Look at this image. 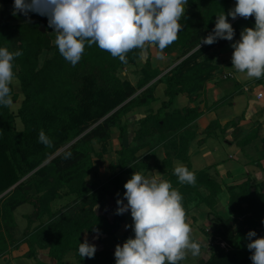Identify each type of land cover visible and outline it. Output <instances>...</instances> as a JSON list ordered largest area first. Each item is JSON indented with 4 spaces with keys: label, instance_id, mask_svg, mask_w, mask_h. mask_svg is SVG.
Segmentation results:
<instances>
[{
    "label": "trees",
    "instance_id": "1",
    "mask_svg": "<svg viewBox=\"0 0 264 264\" xmlns=\"http://www.w3.org/2000/svg\"><path fill=\"white\" fill-rule=\"evenodd\" d=\"M1 2L0 47L15 51L13 34L23 14L13 15L14 10L9 8L13 0ZM234 2L187 0V5L195 12L180 21L183 29L178 33L177 40L164 49L176 51V61H182L164 73L153 67L148 49L149 56L137 85L122 81L117 71L136 63L143 56L138 50L129 52L128 63L124 64L96 45L86 46L81 60L72 66L55 47L52 57L40 65L43 52L52 48L51 40L40 29L25 36L22 47L18 49L23 55L14 61L15 76L24 98L17 113L11 106H0V195L31 175L0 199V218L11 228L13 213L18 207L27 203L38 207L35 214L43 222L33 230L29 227L25 230L31 238L29 256L36 253L38 244L50 248L55 264H64V258L71 252L83 264H116L113 250L98 251L93 258L82 259L78 253L79 243L84 242L83 235L86 233L111 235L123 225L128 212L116 214V201L123 199L125 192L123 174L141 171L145 175L151 169H157L167 173V180L183 195L186 221L192 203L195 207L204 205L209 209L207 219H211L212 215L215 218L211 232L202 227L210 241L206 246L198 242L201 251L209 249V257L197 264L251 263L247 233L255 231L260 237L257 229L264 227V185L253 186L250 181H245L227 186L231 215L219 213L215 206L223 190L222 183L205 170L193 171L188 156L190 143L196 136L192 124L202 113L196 108L168 111L179 94L186 93L191 99H197L213 76L216 65L203 58L206 52L214 46L226 48L240 37L245 27L255 26L254 17H241L232 23L235 30L232 41L219 39L212 45L202 44L198 50L200 39L212 32L216 15L222 11L227 15L235 7ZM232 20L229 16L228 22ZM161 74L157 81L150 84ZM160 83L166 85L165 96L168 99L162 101L156 112L152 110L141 118H135L132 113L136 108L149 107L157 100L155 91ZM11 89L13 101L19 95L14 83ZM135 125L138 127L132 131ZM212 125L214 123L208 128ZM41 129L51 139V146L38 141ZM113 129H118L122 138L129 130L134 137L130 143L122 141V148L117 150L119 159L110 164V177L98 185L88 181L87 177L97 172L95 158L101 160L111 151ZM96 144L101 150L95 147ZM160 147L166 154L162 164H158L155 154ZM143 150L145 152L139 155ZM68 153L71 157L65 158ZM152 158L154 165L150 163ZM173 158L182 160L189 171L195 173V186L178 182L173 174ZM258 164L262 166L259 161ZM201 188L209 194L204 196ZM64 196H73L74 199L58 211H51V204ZM107 202L114 211L112 218L107 215L108 209L105 213L98 211ZM96 205L99 206L97 209ZM44 216H48L47 221H44ZM194 220L197 221V216ZM129 237L134 238L132 229L122 237L123 243ZM179 264H184V261Z\"/></svg>",
    "mask_w": 264,
    "mask_h": 264
},
{
    "label": "clouds",
    "instance_id": "2",
    "mask_svg": "<svg viewBox=\"0 0 264 264\" xmlns=\"http://www.w3.org/2000/svg\"><path fill=\"white\" fill-rule=\"evenodd\" d=\"M186 5L187 0H14L13 15L27 16L31 12L46 16L59 54L72 66L81 60L85 47L93 45L127 64V54L133 50L142 54L155 47L162 54L175 42L183 29L180 21ZM229 16L233 20L255 18V26L245 27L240 39L231 45V68L249 78L264 77V0H236L227 15L224 11L216 15L212 32L200 39L198 50L202 44L212 45L219 39L233 40L235 30L228 22ZM22 55L21 50L0 47V106L13 103L14 61ZM38 141L45 146L52 144L43 129ZM70 157L68 153L65 158ZM173 174L181 185L196 184L195 173L182 164L175 166ZM124 189L123 199L116 201V214L130 210L134 238L116 245V264H179L189 254L200 255L201 244L186 221L183 195L170 180L160 179L159 173L146 176L135 171ZM247 239L252 264H264V237L249 231ZM96 251V245L87 239L79 243L82 259L93 258Z\"/></svg>",
    "mask_w": 264,
    "mask_h": 264
},
{
    "label": "crops",
    "instance_id": "3",
    "mask_svg": "<svg viewBox=\"0 0 264 264\" xmlns=\"http://www.w3.org/2000/svg\"><path fill=\"white\" fill-rule=\"evenodd\" d=\"M155 49H157L158 55H164L169 60V64H166L169 65L168 69H165L164 66L166 65L162 58L158 59L161 60L159 62L160 64L152 63L154 68H159L165 71L164 73L173 68V65L182 61V59L176 61V51L163 50L161 54L158 48ZM224 50L225 48L222 49L214 46L204 54L203 58H208L216 67L214 68L213 76L208 79L205 87L200 91V96L197 99H195L196 97L191 99L186 93L179 94L168 111L173 112L176 109L196 108L202 113L192 124L193 128L195 127L196 136L190 143L188 156L191 160L193 171L205 170L213 179L222 183L223 190L218 196V203L215 209L226 216V213L227 215H231V210L228 205L229 192L227 186L239 185L245 181H250L253 186L259 184L264 185V77L260 79L249 78L245 73L223 71L222 67H232V54H229L228 51L223 53L222 51ZM200 61H202V58ZM163 74L158 76L150 84L157 81ZM230 78L233 82L230 81ZM165 89L166 85L160 83L155 91L157 100L149 107L136 108L132 115L138 119L139 117L141 118L147 115L152 110L156 112L160 108L162 101L168 99L165 96ZM260 92L263 93L262 99L257 98V94ZM212 123H214V126L212 125L209 129L208 127ZM218 123L219 125H217ZM137 127L135 125L132 131ZM114 134H117V136L114 137ZM253 136L255 137L251 139ZM133 137L134 134L132 135L130 130L123 138L118 129L112 130V138L110 141L111 151L104 155V157L113 155V160H111L110 164L119 159L117 150L122 148V141L124 143H130ZM243 143L246 144L242 146L241 144ZM144 152V150L141 151L139 155H142ZM155 153L158 164H162L166 155L164 148H157ZM258 161L262 166L258 164ZM100 162H102V159L95 161L97 172L92 173L94 176H97L96 174L99 172ZM150 163L154 165L155 160L152 158ZM178 163L186 166L182 160L173 158V168ZM157 173H159L160 179L167 180L168 174L157 169H151L145 175L154 176ZM131 176L132 174H123V184ZM92 182L99 185L105 181ZM200 190L204 196L209 194L205 188H201ZM103 207L99 208L98 211L105 213L108 209L109 213L107 215L109 218H112L114 211L111 209V204L107 202ZM191 208L187 222L192 229V234H196L195 230L198 234H202L205 239L201 237L196 240L203 246H206L210 238L206 237V233H204L202 227H207V231L211 232V225L215 221V218L212 215L211 219H207L209 209L204 205L195 207L194 203H192ZM194 216H197V221L194 220ZM14 223L11 234H4V237H0V264H55V259L50 256L49 247H42L37 244L35 247L36 253L29 256L30 234H25L26 229L22 224L16 222V220ZM257 231L260 237H264V227H258ZM127 232L129 231H127L123 223L115 234L102 235L99 233H86L83 235V239H87L90 244L96 245L97 251H115L117 244L123 245L122 237ZM208 250L202 249L200 255L196 258L199 260L207 253V257L204 259H208ZM64 260V264H83V262L78 260L74 252L68 254ZM250 264H252V261Z\"/></svg>",
    "mask_w": 264,
    "mask_h": 264
},
{
    "label": "rangeland",
    "instance_id": "4",
    "mask_svg": "<svg viewBox=\"0 0 264 264\" xmlns=\"http://www.w3.org/2000/svg\"><path fill=\"white\" fill-rule=\"evenodd\" d=\"M1 1L2 0H0V6L2 4ZM235 3H236V0L234 2V5H235ZM11 4L12 5H10L9 8L14 10V7H13L14 3L12 2ZM192 12H195V11L192 8H190L188 5H186V12H185L184 18H188ZM237 18L239 19L241 17H237ZM16 24L18 26H17V29L14 31V34H13V45H14L15 48H17V50L22 47V43L24 42V39H25L26 35L29 34V36H30V34H33L37 29L41 30L42 25H45V29L46 30H45L44 33L47 34L48 38L51 40L52 48L45 50L46 52L45 53L43 52V54L41 55L42 57L40 59L41 60L40 61V65H43V63H44V61L46 59H49V58L52 57L53 52L55 51V47H56L55 43H54V41H55V33H53L54 30L52 28L48 27V18L46 16L41 18V16L39 14L30 12L27 16H25L23 14L21 20L19 22H17ZM239 39L240 38H238L236 41H238ZM236 41H234L233 43H235ZM233 43L229 44L227 46V48H225V50L222 51V52L226 53V51H228L229 54H232L233 53V48L231 47V45ZM149 53H150L151 62L152 63L154 62L156 64H160L159 62L161 60H158V59L161 58V55L157 54V49H155L154 47L150 48L149 49ZM148 56H149L148 53L144 52L143 56L141 58H139L136 61V63L131 64V65H126V66H124L122 68H119L118 71H117V76H119L122 81H129L133 85H137V83H138V81H139V79L141 77V71L144 68V62H145V60L147 59ZM162 57H163L162 60L164 61V64L165 65L169 64V60L166 59V57L164 55ZM172 62H174V61H172ZM177 64L178 63H176L175 65H177ZM175 65H173V67ZM164 67H165V69H168L169 65H166ZM222 70L223 71H236L233 68H226V67H222ZM230 81L233 82V80L231 78H230ZM13 83L15 85V91L19 95V98L13 100V103L11 104V108L14 111V113H17L18 108L20 107L22 99L24 97H23V94H22V91H21V85H20L19 80L15 79L13 81ZM225 106H227V105H225ZM17 119H18V117H17ZM17 122L19 123V125H21L19 119L17 120ZM116 136H117V134H114V137H116ZM254 137L255 136H253L251 139H253ZM95 147L98 150H101V147L98 144H96ZM112 158H113V155H107V156L103 157L102 162L99 163V172L96 174L97 176H94L93 174L91 176L89 175L90 177L88 176L87 180L91 181V182L92 181H95V182L106 181L107 177H109L110 174H111V171H110V168H109V164H110L111 160H113ZM95 161H96V158H95ZM30 175L31 174H29V175L25 176L24 178H22L21 180H19L17 182V184L26 181L29 178ZM14 186H12L7 191L3 192L0 195V199L3 198L8 192L13 190L15 188ZM73 199H74L73 196H64L62 199H58V200L54 201L51 204V211H53V212L58 211L59 209H61L66 204L71 203L73 201ZM37 208L38 207H36L35 205L30 204V203L24 204V205L18 207L14 211L13 220L14 221L16 220V222H19L20 224H22L25 229H27L29 227L30 230H33L36 226H38L40 223L43 222L35 214ZM128 213L129 214L126 215V217L124 219V225H125V227L128 226V227H126V229H127V231H130L132 229L131 225L133 224V221H132L130 212H128ZM226 215H227V213H226ZM43 219H45L44 221H47L48 220V216H44ZM1 221L3 223L0 226L1 227V229H0V237H4V234H11V231H12L15 223L12 225L11 224L12 221L9 220V224L12 225V227L10 228V227H7V225L5 224V222L3 221L2 218H0V222ZM195 232H196V234H192L195 239L198 240L199 238L203 237L202 234H198V232L196 230H195ZM96 252H98V251H96ZM245 253L247 254V251H245ZM206 257H207V253L205 255H203V257L198 260L196 257H192L189 254L187 260L184 261V264L199 263L202 259H204Z\"/></svg>",
    "mask_w": 264,
    "mask_h": 264
},
{
    "label": "water",
    "instance_id": "5",
    "mask_svg": "<svg viewBox=\"0 0 264 264\" xmlns=\"http://www.w3.org/2000/svg\"><path fill=\"white\" fill-rule=\"evenodd\" d=\"M237 19H238V18H236L235 20H233V21H232V22H230V23H231V24H232V23H234V22H235ZM45 30H46V29H45V25H42V27H41V32H43V33H44V32H45ZM18 184H20V183H18ZM18 184H16L14 187H16ZM14 187H13V188H14ZM13 188H12V189H13Z\"/></svg>",
    "mask_w": 264,
    "mask_h": 264
},
{
    "label": "built area",
    "instance_id": "6",
    "mask_svg": "<svg viewBox=\"0 0 264 264\" xmlns=\"http://www.w3.org/2000/svg\"><path fill=\"white\" fill-rule=\"evenodd\" d=\"M257 98H258V99H262V98H263V93H261V92H260V93H258V94H257ZM222 246H224V247H225V244H224V243H222Z\"/></svg>",
    "mask_w": 264,
    "mask_h": 264
}]
</instances>
